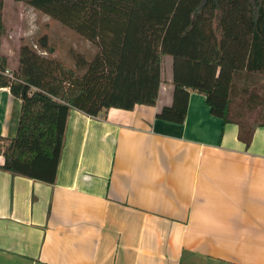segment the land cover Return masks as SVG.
Masks as SVG:
<instances>
[{
    "label": "crops",
    "instance_id": "0c3cea01",
    "mask_svg": "<svg viewBox=\"0 0 264 264\" xmlns=\"http://www.w3.org/2000/svg\"><path fill=\"white\" fill-rule=\"evenodd\" d=\"M168 63L152 106L70 109L53 184L0 169V264H264V127L245 147L195 91L157 119ZM20 109L0 88L1 136Z\"/></svg>",
    "mask_w": 264,
    "mask_h": 264
},
{
    "label": "trees",
    "instance_id": "16d2710c",
    "mask_svg": "<svg viewBox=\"0 0 264 264\" xmlns=\"http://www.w3.org/2000/svg\"><path fill=\"white\" fill-rule=\"evenodd\" d=\"M71 28L97 47L90 58L69 48L73 65L55 55L48 34L21 44L12 79L0 88L21 100L17 130L0 135V169L53 184L70 109L154 105L164 58H172L173 101L156 118L181 124L190 91L202 94L222 124L238 126L245 147L264 127V0H14ZM4 0H0V70Z\"/></svg>",
    "mask_w": 264,
    "mask_h": 264
},
{
    "label": "rangeland",
    "instance_id": "374dc122",
    "mask_svg": "<svg viewBox=\"0 0 264 264\" xmlns=\"http://www.w3.org/2000/svg\"><path fill=\"white\" fill-rule=\"evenodd\" d=\"M4 34L2 37L1 53L8 58L7 67L12 70L18 61V50L21 44L32 43L42 34H48L49 39L56 46L55 55L68 65H73L74 61L69 54V48L73 47L85 53L86 58H90L95 53L97 47L91 42L82 38L71 28L50 18L32 7L14 0H4L3 9ZM168 61L172 58L167 56L163 65V76L168 70ZM247 85L260 82V91H264V77L252 76L238 82V90H241L244 82Z\"/></svg>",
    "mask_w": 264,
    "mask_h": 264
},
{
    "label": "built area",
    "instance_id": "2783aa9c",
    "mask_svg": "<svg viewBox=\"0 0 264 264\" xmlns=\"http://www.w3.org/2000/svg\"><path fill=\"white\" fill-rule=\"evenodd\" d=\"M0 74L7 76L10 80L12 79V73L8 68L5 70H0Z\"/></svg>",
    "mask_w": 264,
    "mask_h": 264
}]
</instances>
